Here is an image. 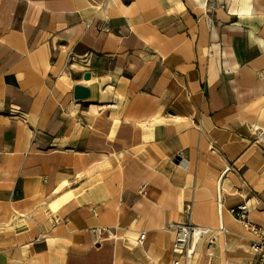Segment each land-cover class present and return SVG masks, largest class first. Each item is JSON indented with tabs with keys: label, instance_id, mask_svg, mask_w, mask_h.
<instances>
[{
	"label": "crops",
	"instance_id": "crops-1",
	"mask_svg": "<svg viewBox=\"0 0 264 264\" xmlns=\"http://www.w3.org/2000/svg\"><path fill=\"white\" fill-rule=\"evenodd\" d=\"M243 203L264 227V0H0V264H183L189 208L223 231L187 264H255Z\"/></svg>",
	"mask_w": 264,
	"mask_h": 264
},
{
	"label": "built area",
	"instance_id": "built-area-1",
	"mask_svg": "<svg viewBox=\"0 0 264 264\" xmlns=\"http://www.w3.org/2000/svg\"><path fill=\"white\" fill-rule=\"evenodd\" d=\"M98 29L101 32L108 33L110 31V24L108 20H101L98 22ZM72 61L73 56L69 54ZM218 190L220 187V179L218 180ZM140 194L144 195V187L141 188ZM217 205L219 213H221V203L219 197L217 198ZM231 215L237 220L243 229L250 235V249L255 256V264H264V227L254 223L250 219L249 207L246 203L236 206L230 210ZM188 220L182 223H171L166 230L173 236V251L183 259V264H187L195 254V245L206 238L210 246L215 244L216 232L223 231V227L216 232L206 227L195 226L191 222V208L187 210ZM107 234L111 236L110 230L105 228H92L90 235L95 244H100L103 236ZM145 235L142 234L139 242L144 240ZM172 264H182L180 260H175Z\"/></svg>",
	"mask_w": 264,
	"mask_h": 264
},
{
	"label": "water",
	"instance_id": "water-1",
	"mask_svg": "<svg viewBox=\"0 0 264 264\" xmlns=\"http://www.w3.org/2000/svg\"><path fill=\"white\" fill-rule=\"evenodd\" d=\"M84 81H88L90 79V74L86 73L83 77ZM89 89L83 86H75L73 89V96L75 100H84L89 97Z\"/></svg>",
	"mask_w": 264,
	"mask_h": 264
}]
</instances>
